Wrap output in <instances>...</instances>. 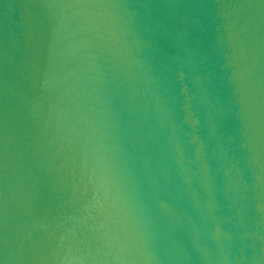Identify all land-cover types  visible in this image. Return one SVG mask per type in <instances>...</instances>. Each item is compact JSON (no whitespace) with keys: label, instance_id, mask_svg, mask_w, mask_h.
I'll list each match as a JSON object with an SVG mask.
<instances>
[{"label":"water","instance_id":"water-1","mask_svg":"<svg viewBox=\"0 0 264 264\" xmlns=\"http://www.w3.org/2000/svg\"><path fill=\"white\" fill-rule=\"evenodd\" d=\"M0 264H264V0H0Z\"/></svg>","mask_w":264,"mask_h":264}]
</instances>
